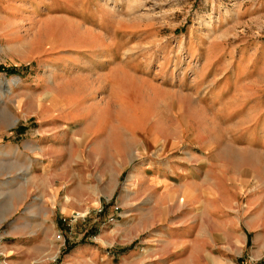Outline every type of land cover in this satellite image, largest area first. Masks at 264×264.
Listing matches in <instances>:
<instances>
[{"label": "rangeland", "instance_id": "rangeland-1", "mask_svg": "<svg viewBox=\"0 0 264 264\" xmlns=\"http://www.w3.org/2000/svg\"><path fill=\"white\" fill-rule=\"evenodd\" d=\"M0 5L13 17L0 33V60L12 59L0 64V264H84L88 249L97 264L175 259L153 251L163 230L149 228L148 174L164 150L174 163L191 152L228 162L213 96L264 46V0ZM244 157L229 204L238 231L209 223L199 261L177 264H264L244 225Z\"/></svg>", "mask_w": 264, "mask_h": 264}, {"label": "crops", "instance_id": "crops-1", "mask_svg": "<svg viewBox=\"0 0 264 264\" xmlns=\"http://www.w3.org/2000/svg\"><path fill=\"white\" fill-rule=\"evenodd\" d=\"M1 5L0 16L6 19L0 21V33L5 40L13 17L6 9L9 5ZM9 60L12 59L5 55L0 64ZM213 99L222 114L219 128L224 138L219 149L227 154L228 162L219 158L207 166L203 154L191 152L174 163L169 162L168 152L164 150L155 155L156 162L148 174L149 228L160 223L163 230L157 235L159 244L153 251L159 254L166 251L181 253L175 259L165 255L161 259L164 264L199 261V251L204 250L205 231L211 228L209 223L214 224L213 228L217 225L238 231L241 221L229 204L236 203L239 193L236 166L242 150L245 153L243 166L247 181L244 225L258 233L256 245L264 246V46L243 52L236 60V69L227 85L216 88ZM4 100L9 101L6 95ZM142 180L145 179H140V183H146ZM226 194L228 204L224 201ZM176 204L178 207L173 210L174 216L168 221L162 212L168 215L169 207ZM243 238L246 240V237ZM97 253V249H88V253L81 254L79 258L85 261L84 264H97ZM135 262H141L136 255H120L117 259V264ZM99 264L115 263L102 259Z\"/></svg>", "mask_w": 264, "mask_h": 264}]
</instances>
